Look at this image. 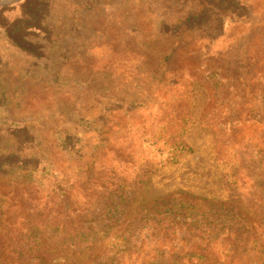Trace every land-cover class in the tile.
<instances>
[{
  "label": "rangeland",
  "instance_id": "374dc122",
  "mask_svg": "<svg viewBox=\"0 0 264 264\" xmlns=\"http://www.w3.org/2000/svg\"><path fill=\"white\" fill-rule=\"evenodd\" d=\"M121 188L136 249L40 229ZM0 264H264V0H0Z\"/></svg>",
  "mask_w": 264,
  "mask_h": 264
},
{
  "label": "trees",
  "instance_id": "16d2710c",
  "mask_svg": "<svg viewBox=\"0 0 264 264\" xmlns=\"http://www.w3.org/2000/svg\"><path fill=\"white\" fill-rule=\"evenodd\" d=\"M125 191L124 188H121V191L106 192L109 197L103 204L98 202L96 206H88L83 215L78 211L71 212L67 223H57L55 222L56 218L54 224L42 222L40 229L43 230L42 232L55 231L61 235L69 234L68 236L71 237L68 238L70 242L67 248H71L73 251L82 247L84 248L81 249L82 251L95 253L101 251L105 242L112 235L116 242L119 238L124 240L125 250L136 249L137 239L136 241L133 240V234L140 232L141 228H138V223L135 221L127 223V215L131 212L132 207L138 203L142 193L141 191ZM195 209L196 202L179 197L177 200L172 198L166 201L161 200L150 208L141 206L138 211H145L146 220L149 216L153 219L159 218L157 222H154L155 229L158 234H162V237L168 240L176 238L177 233L183 231H189L188 235L192 234V237L196 235V232L191 230V226L199 222L198 219L192 218ZM54 214L58 215L59 213L55 212ZM86 218H91V220L88 221ZM187 221L190 223L184 224ZM210 224L211 222L207 225ZM206 233L212 234L210 231L204 230V234ZM180 239L182 238L179 237ZM80 242L84 246L78 247L77 243ZM113 245L117 246L114 243Z\"/></svg>",
  "mask_w": 264,
  "mask_h": 264
}]
</instances>
